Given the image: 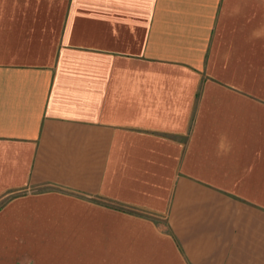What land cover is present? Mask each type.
Returning <instances> with one entry per match:
<instances>
[{
	"label": "crops",
	"instance_id": "obj_1",
	"mask_svg": "<svg viewBox=\"0 0 264 264\" xmlns=\"http://www.w3.org/2000/svg\"><path fill=\"white\" fill-rule=\"evenodd\" d=\"M0 264H264V0H0Z\"/></svg>",
	"mask_w": 264,
	"mask_h": 264
}]
</instances>
